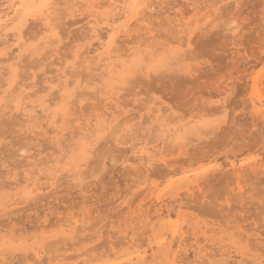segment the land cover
I'll return each mask as SVG.
<instances>
[{
    "label": "rangeland",
    "instance_id": "1",
    "mask_svg": "<svg viewBox=\"0 0 264 264\" xmlns=\"http://www.w3.org/2000/svg\"><path fill=\"white\" fill-rule=\"evenodd\" d=\"M143 2L152 3L143 21L139 15L136 21L127 12L116 23L118 26L133 23L131 33L120 36L124 38H120L117 47L119 52H129V46L141 43L142 48L149 41V49L165 51L164 55L169 57L165 66L155 68L159 72L153 69L146 74L136 72L127 79L131 83L123 84L117 73L105 75L101 63L97 64L93 56L95 53H91L96 46L89 37L92 21L86 15L87 9L82 11L80 6L74 8L75 11L69 8L70 12L62 5L67 15L58 8L60 13H56V18L63 14L57 18L58 21L61 18V23L55 21L56 32L58 30L63 38L60 35L62 41L57 42L60 52L54 56L56 59L47 58L48 48H39L33 50L27 63L25 60L21 63L25 65L21 67L24 73L19 70L17 80L27 76L25 81L29 87L32 81L38 83L28 91L37 90L40 84L52 88L48 91L52 96L45 91L30 94L29 98L35 102L56 95L57 80L50 83L45 80L54 78L59 67L64 71L68 69L65 71L67 80L85 79L82 85L89 82L90 87H80L79 91H86H78L71 97L74 103L69 104L72 107L65 115L67 123L61 134H56L50 124L47 126L46 118L40 114L37 120L27 123L18 113L0 111V236L6 239L12 235L14 241L0 264H34L27 247L44 239L42 262L38 264H56L57 254L62 258L57 264H117L119 261L128 264L125 259L134 256L136 251L144 255V264H262L264 261V0H138V5ZM30 19L24 26L26 35L21 34L24 41L33 46L36 43L34 31H38L40 25L38 21L35 24L36 19ZM97 19L98 29L103 24L99 17ZM145 27L150 28V32L144 35ZM10 37L6 38V44H12V52L16 53L15 42ZM178 40L186 44L182 45V55L175 56ZM89 42L92 43L91 49L88 48L91 54L79 65V58L81 60L88 52ZM2 47L0 44V53ZM0 65L2 74L4 64ZM84 71L88 73L83 79L80 73ZM101 72L102 80H97ZM31 73H34L32 78L28 76ZM6 77L4 73L0 76V84ZM111 83L116 84V92L111 94L109 99L112 100H106L104 89ZM101 84L105 85L102 92ZM73 87L71 85L70 90ZM93 88L97 90L92 91ZM156 109L160 111L157 113ZM3 112L6 113L3 115ZM157 114L162 115L156 119ZM97 116L106 124L112 121V116H117L116 124L112 121V128L106 131L111 134L105 133V139L101 138L100 143L94 145L93 154L86 158L82 154L79 132L84 130L87 121L91 126H86L91 129ZM162 116L168 117L166 121L171 120L172 124L199 117L194 124L202 127L188 135L193 136L192 139L181 141L184 144H174L164 138V130L157 129ZM61 122L58 119L56 124L61 125ZM121 127L123 129L118 131ZM200 130H203L201 134ZM113 132L121 135L117 142L112 140ZM145 142L149 150L155 148L158 158L148 167L139 164L135 156V151ZM56 159L60 160L58 166L63 167L83 162L82 179H70L71 172L65 170L61 175L58 173L52 185L44 174L33 173L34 178L41 179L35 182L38 190L32 193L34 198L30 195L31 198L26 199L23 177L29 170L30 173L38 168L43 170L44 165H52ZM239 165L245 170L235 176L232 167ZM11 182H19V187L12 191L4 187L12 185ZM156 201L160 205H156ZM165 211H171V217L162 216ZM76 218L79 220L73 223ZM67 224L72 230L70 234L75 232L72 240L61 236V228H66ZM22 242L27 245L24 253L18 249ZM151 245L154 248L151 249Z\"/></svg>",
    "mask_w": 264,
    "mask_h": 264
},
{
    "label": "bare ground",
    "instance_id": "2",
    "mask_svg": "<svg viewBox=\"0 0 264 264\" xmlns=\"http://www.w3.org/2000/svg\"><path fill=\"white\" fill-rule=\"evenodd\" d=\"M44 3H48L50 4L51 6L49 8H46V9H40L38 6L39 5H42ZM135 3L137 5V7L133 8V7H124V5H129V4H133ZM144 3V4H143ZM141 5H145V2H143ZM66 6L65 8L68 7V11L74 10V8H78V6L83 7V9H81L82 11L85 9H87V12L88 14H86L88 17H90V21L91 22V26L89 27L90 29V34L91 36H89V34L87 36L91 37L96 44V46H94L93 44V50H91L92 52L91 53H95L93 56H95L94 58H97V64L100 62L101 63V67L104 68V70H102L104 72L105 75H109V73H117L120 78H121V82L120 84H123L125 81L127 82L129 78H131L130 76L132 74H137L138 72H142L143 74H146V73H149L150 69L152 70H157L155 68H159L161 67V65H164L166 64V61L167 60L166 58H169L167 55H164V52H155V50H152L149 49V44L148 42L146 43V45L144 47L141 48L142 44H137V45H133L132 47L129 46L130 49H128L129 52H119L120 48L117 47V44H118V41L120 40V38L124 35H128L129 32H130V26H132L130 21V24H128V22L122 24L121 26H118L116 23L118 22V20L120 19V17H122V15H124L125 13H130L131 16H133L136 21L140 18V21H143L144 19V15L147 14L149 11V9H151L152 7V3L151 4H146L147 7H139L138 5V0H0V44L3 45V51H1L0 53V63L4 64L3 65V69H2V72L4 73V75H7V77L4 79V80H1V84H0V111L2 112V110L4 109H7V113L10 114L11 112H14L15 114L18 113L19 115L21 116H24L25 117V121H27V123H31L35 120H37L38 118V114H40V116L42 115L43 117H45V121L48 122L47 126L50 124L53 129L55 130L54 132H56V134H61L63 130H65L64 128V125L67 123L66 122V118H65V115H68L69 113V109H70V106L72 105L71 103H74V102H71L72 100L74 99H71V97H75V95L73 96L71 94V90H70V86L72 85V87L76 86V83L77 81H81V85L80 87L81 88H85L82 83L83 81L85 80L84 78L86 77V72L84 71V73H80V74H85L84 76H82V78L84 80H79V78H74V79H69L67 80L66 78V74H65V71H67L65 69V71L62 69H60V67L58 69H56V71H58V73L53 77H47V79L45 80V82H51V81H55L57 80L58 84H59V89L55 90L57 91V93L54 91V88H53V91L55 92V96H53L52 98H42V100L38 101V102H35L33 99L31 100L29 97H30V94L31 96L35 95L34 93H37V92H40V91H45L46 93L50 90L51 92V86L49 85H45V86H41V84L39 85L40 87L35 90L33 89V91H28V88H33L32 86L34 85H38V83H34L33 84V81L30 82V84L32 86H28L26 84V77L24 76L23 79H19L17 80L19 76V70H20V73L24 71H21L23 70L21 67L25 65L22 64L21 66V63L24 61V62H28L26 61V59H29L32 54L34 53L33 50L34 49H39V48H48L47 51H45L48 55L47 58H51L53 57L54 59H56V55L58 52L59 49H57V47L59 48V44L57 46V42H59L63 36L62 34L61 37L59 35V32L57 34L56 32V27H57V23H55V21L59 19L60 15L63 14L61 13L60 15H58V19L56 18V13L59 14L60 11H58V8H61V6ZM154 7V5H153ZM65 8H61L62 10H64ZM70 8V9H69ZM76 8V9H77ZM198 8V7H197ZM79 9V8H78ZM61 10V12H62ZM107 10V11H106ZM193 10V9H192ZM43 11L44 13V19L45 20H48L49 23H50V27H45V24H44V21L43 20H39V19H36L35 21V24L36 22L38 21L39 23V28H38V31H34L36 32V34L33 35V39H36V43H34L33 46H31V44H27L28 41H24V35L25 34V25H26V22L28 21L29 23V18H33V15H31V13H35L36 16L39 15V13ZM65 11V12H64ZM63 12L65 13V15H67V11L64 10ZM78 11V10H77ZM145 11V12H144ZM147 11V12H146ZM72 12V11H70ZM79 12V11H78ZM81 12V11H80ZM76 13V12H75ZM74 13V15H75ZM77 14V13H76ZM79 14V13H78ZM149 14V13H148ZM70 15V14H69ZM139 15V18H136L137 16ZM71 16V15H70ZM147 16V15H146ZM154 16V15H153ZM63 17V16H61ZM69 17V16H68ZM99 17V20L102 22V26L101 27H98L97 29V21H98V18ZM127 17V16H125ZM201 17V16H200ZM64 18V17H63ZM204 18V17H203ZM30 19V20H31ZM82 19V18H81ZM149 19V18H148ZM182 19V18H181ZM89 20V19H88ZM133 20V19H132ZM151 20V19H150ZM196 20V19H195ZM32 21V20H31ZM135 21V20H133ZM139 21V22H140ZM197 21V20H196ZM61 23V18H60V21H58ZM70 22V21H69ZM95 23L96 25L94 26V24L92 23ZM120 22V20H119ZM138 22V23H139ZM75 23V22H73ZM135 23V22H134ZM137 23V24H138ZM31 24V23H30ZM29 24V25H30ZM87 24V23H86ZM136 24V23H135ZM37 25V24H36ZM183 25V23H182ZM60 26V25H59ZM87 26V25H86ZM140 26V25H139ZM152 26V25H151ZM180 26V25H179ZM24 27V30L22 31ZM28 27V26H27ZM36 27V26H35ZM30 28V27H28ZM80 28V27H79ZM88 28V27H87ZM136 28V27H135ZM60 29V28H59ZM132 29V28H131ZM145 32H144V35L145 33H149L150 32V28L148 27H145ZM29 30V29H28ZM62 30V29H61ZM103 30V32H102ZM83 31V30H82ZM180 31V30H179ZM182 31V30H181ZM62 32V31H61ZM143 32V31H142ZM21 33H24V34H21ZM27 33V32H26ZM131 33V32H130ZM178 33V32H177ZM180 33V32H179ZM64 34V33H63ZM8 35H10L11 37H13L12 41L15 42V50H16V53L11 49V46L12 44H6V38H8ZM26 35V34H25ZM59 35V37H58ZM131 35V34H130ZM29 36H32V32H31V35L29 34ZM121 36V37H120ZM10 37V38H11ZM76 37V36H75ZM84 37V36H83ZM111 37V40L109 39ZM135 37V36H134ZM142 37V36H141ZM181 37V36H180ZM91 38H88V39H91ZM124 38V37H123ZM121 38V39H123ZM149 38V37H148ZM152 38V37H151ZM29 39V38H27ZM85 39V38H84ZM126 39V38H125ZM134 39V38H133ZM138 39V38H137ZM41 40V41H40ZM83 40V39H82ZM130 40V39H129ZM135 40V39H134ZM142 40V39H141ZM145 40V39H144ZM5 41V42H4ZM11 41V40H10ZM62 41V40H61ZM123 41H126V40H123ZM132 41V40H130ZM139 41V40H138ZM176 41V40H175ZM27 42V43H26ZM92 42V41H91ZM121 42V41H120ZM134 42V41H133ZM132 42V43H133ZM145 42V41H144ZM5 43V44H4ZM9 43V42H8ZM61 43V42H60ZM85 43V42H84ZM88 43V42H87ZM130 43V44H132ZM136 43V42H135ZM174 43V42H172ZM177 43V42H176ZM183 40H178V43L176 45V47L174 48L176 53L174 51H172L173 53H175V56L176 55H182V52L184 49H182V52L181 51V48H182V45H185L183 44ZM62 44V43H61ZM60 44V45H61ZM92 43L89 42V44H87L89 47H86L87 51L88 52H84V48H83V53L86 54H83L82 56V59L80 60L79 58V65H81L82 63L86 62L88 60V55L91 54L90 51L88 50L91 49L90 48V45ZM83 45V44H82ZM85 45V44H84ZM129 45V43H128ZM75 46V45H74ZM86 46V45H85ZM187 46V45H186ZM62 47V46H61ZM84 47V46H83ZM153 47V46H152ZM132 48V49H131ZM154 49V48H153ZM165 50V49H164ZM29 51V52H28ZM78 51V49L76 50ZM82 51H79V52H82ZM86 51V50H85ZM159 52V53H158ZM76 53V52H74ZM43 54V53H42ZM41 54V55H42ZM25 55V56H24ZM55 56V57H54ZM72 55L70 56H67V57H71ZM46 57V56H45ZM77 56V53L74 55V59H76ZM91 57V56H89ZM172 57V56H171ZM170 57V58H171ZM46 58V59H47ZM176 58V57H174ZM173 58V59H174ZM44 59V60H46ZM63 59V58H62ZM65 59V58H64ZM177 59H179L177 57ZM33 59H31L32 61ZM43 60V59H42ZM43 60V61H44ZM182 60V59H180ZM40 61V59H39ZM62 61V60H61ZM64 61V60H63ZM75 61V60H74ZM170 61V60H169ZM173 61V60H171ZM170 61V62H171ZM36 62V61H35ZM33 62V63H35ZM49 62V61H48ZM53 62V61H52ZM169 64H172L170 63ZM32 63V62H30ZM51 63V62H49ZM56 63V61L54 62ZM60 63V62H59ZM62 63V62H61ZM60 63V64H61ZM168 63V61H167ZM176 63V62H175ZM36 64V63H35ZM42 64H44V62H42ZM96 64V65H97ZM174 64V63H173ZM28 65V64H27ZM63 65V64H62ZM74 65H75V62H74ZM95 65V64H94ZM93 65V66H94ZM1 66V65H0ZM77 66V65H76ZM98 68L100 65H97ZM165 66V65H164ZM2 67V66H1ZM0 67V68H1ZM29 67V66H28ZM31 67V66H30ZM33 67V65H32ZM75 67V66H73ZM79 66H77L78 68ZM80 67H84L83 65L80 66ZM67 68V67H66ZM80 68V71L81 69ZM91 68V67H90ZM93 68V67H92ZM95 68V67H94ZM29 69V68H28ZM76 69V68H75ZM86 70H88V68H85ZM96 69V68H95ZM52 70V69H51ZM54 70V69H53ZM84 70V69H83ZM162 70V69H161ZM55 71V70H54ZM90 71V70H89ZM96 71V70H95ZM158 72L160 71L159 69L157 70ZM91 72H94V70H92ZM103 72H101L99 74V76H97V80H102V76H103ZM137 72V73H136ZM2 73V74H3ZM22 73V74H23ZM69 73V71H68ZM79 73V72H78ZM95 73V72H94ZM99 73V71H98ZM156 73V72H155ZM242 73V72H241ZM1 74V73H0ZM1 74V75H2ZM30 74V72H29ZM29 77H33L34 73H31V75H29ZM72 74V73H71ZM139 74V73H138ZM151 74V73H150ZM149 74V75H150ZM0 75V76H1ZM21 75V74H20ZM25 75H26V72H25ZM38 76V75H37ZM135 76V75H134ZM140 76V75H139ZM138 76V77H139ZM151 76V75H150ZM44 77V75L42 76ZM133 77V75H132ZM136 77V76H135ZM237 77V76H236ZM28 78V77H27ZM31 78L29 80H31ZM88 78V77H87ZM95 78V76H94ZM113 78V76H112ZM36 79V78H35ZM43 79V78H42ZM27 80V79H26ZM33 80V79H32ZM87 80V79H86ZM89 80V79H88ZM87 80V81H88ZM96 80V79H95ZM94 80V81H95ZM96 80V81H97ZM109 81V79H107ZM130 80V79H129ZM4 81V82H3ZM37 81V80H36ZM49 82V83H50ZM130 82V81H129ZM127 82V83H129ZM133 82V81H132ZM253 82H256V79L253 80ZM29 83V82H27ZM89 83V82H88ZM87 83V85H88ZM131 83V82H130ZM262 83V82H261ZM29 84V85H30ZM65 84H67V87H65ZM126 84V83H125ZM124 84V85H125ZM255 84V83H253ZM116 84H107L105 88L107 89H104V93L107 95L104 99H109L111 98V94H113L114 92H116ZM263 85H264V82H263ZM90 87V86H88ZM97 87V86H96ZM115 87V88H114ZM233 87V86H232ZM231 87V88H232ZM56 88H57V84H56ZM69 88V89H68ZM80 88V89H81ZM122 88V87H121ZM72 89V88H71ZM82 89V90H83ZM91 89V88H90ZM97 89V88H96ZM119 89V88H118ZM79 91V93H81V91ZM115 90V91H114ZM229 90V89H228ZM232 90V89H231ZM28 91V92H27ZM52 91V92H53ZM84 91V90H83ZM82 91V93H83ZM86 91V90H85ZM84 91V92H85ZM90 91V90H89ZM101 91V90H100ZM233 91V90H232ZM231 91V93H232ZM92 92V91H91ZM102 92V91H101ZM100 92V93H101ZM49 93V92H48ZM78 93V91H77ZM96 93V92H95ZM227 93V92H226ZM230 93V94H231ZM33 94V95H32ZM51 95V93H49ZM54 95V94H53ZM80 95V94H79ZM52 96V95H51ZM81 97V96H79ZM113 97V95H112ZM114 98V97H113ZM264 98V97H263ZM109 100H112V99H109ZM258 100L261 102L263 101L262 97H258ZM77 101V100H76ZM264 103V102H263ZM262 103V104H263ZM69 104H71L69 106ZM263 108H264V105H262ZM72 107V106H71ZM158 108V107H157ZM149 109V108H148ZM153 109V108H152ZM162 109V108H160ZM160 109H156L155 112H159ZM208 110V108H206ZM214 109V108H213ZM72 111V110H71ZM214 111V110H213ZM5 112V113H6ZM152 112V111H151ZM164 112V111H163ZM3 112V115L5 114ZM115 112H113L112 114H114ZM207 113V112H206ZM205 113V114H206ZM211 113V112H210ZM1 114V113H0ZM72 114V113H71ZM116 114V113H115ZM164 114V113H163ZM208 114V113H207ZM206 114V115H207ZM162 114H157L156 115V119L160 118ZM204 115V113L202 114ZM1 116V115H0ZM18 116V115H17ZM58 116V117H57ZM164 116V115H163ZM162 116V117H163ZM262 116H264V113L262 114ZM40 118V117H39ZM101 117L100 116H97V118L95 119V124L94 126L91 127V129L86 126L87 124L90 125V122L87 121L86 125L84 126V130H81L79 132V135L81 137V149H82V154L83 156H85L87 158V156H89L90 153H92V151L94 150V145H97L99 144L100 142H97V138H102V139H105L103 137L105 133H107V129H110L112 128V121L116 120L117 116H112V121H110V123H105L104 122V119H100ZM104 118V117H103ZM107 118V117H106ZM109 118V117H108ZM168 118V117H166ZM166 118H162L159 122H158V125H157V129H161V130H164L165 131V139L166 137L168 139H170L169 141L174 143V144H179L181 141H184V140H187L191 137H188V135H192L194 130L202 127V125H195L194 123H196L197 120H199L198 118H192V119H188L186 121H183L181 123H171V120L170 121H166ZM42 119V118H41ZM60 119L62 122H61V125H58L56 124L57 120ZM66 119V120H65ZM94 119V118H93ZM128 120H130L129 118H127ZM40 120V119H39ZM75 120V119H74ZM127 120V121H128ZM131 121V120H130ZM129 121V122H130ZM181 121V119H180ZM261 121V120H260ZM69 122V121H68ZM93 122V120H92ZM121 122V120L119 121ZM118 122V124H119ZM128 122V123H129ZM65 123V124H64ZM114 123L116 124V122L114 121ZM127 123V122H126ZM259 123V122H258ZM261 123V122H260ZM263 123V122H262ZM92 124V125H93ZM142 124V123H141ZM205 124V123H204ZM132 125V124H131ZM130 125V126H131ZM206 125V124H205ZM27 126V124H26ZM39 126V125H38ZM50 126V127H51ZM68 126V125H67ZM91 126V125H90ZM118 126H121V125H118ZM126 126V125H125ZM129 126V127H130ZM139 126V125H137ZM140 127V126H139ZM138 127V128H139ZM257 127V126H256ZM264 127V126H263ZM35 128V127H34ZM39 128V127H38ZM132 128V127H131ZM141 128V127H140ZM90 129V130H89ZM123 128L121 127L118 131L122 130ZM155 129V128H154ZM156 129V130H157ZM259 129V128H258ZM260 130V129H259ZM263 130V129H262ZM78 131V130H77ZM201 131L203 132V130H200V134H201ZM206 130H204V133H205ZM208 131V130H207ZM210 131V130H209ZM53 132V130H52ZM76 133V132H75ZM108 133H110L108 131ZM107 133V135H108ZM115 135V138H112L113 139H116L115 141L117 142L119 137V135H117L118 132H113ZM218 133V132H217ZM55 134V136H56ZM77 134V133H76ZM111 134V133H110ZM109 134V135H110ZM150 134V133H149ZM205 134H208V133H205ZM72 135V134H71ZM78 135V134H77ZM112 135V136H113ZM117 135V136H116ZM135 135V134H134ZM215 135H218V134H215ZM263 135V133H262ZM59 136V135H57ZM56 136V137H57ZM111 136V137H112ZM124 136V135H123ZM145 136V135H144ZM143 136V137H144ZM203 136V135H202ZM77 137V136H76ZM109 137V136H107ZM143 137L141 139H143ZM149 137V136H148ZM260 137V135H259ZM258 137V138H259ZM261 138V137H260ZM54 139V138H53ZM56 139V138H55ZM152 139V138H151ZM192 139V138H191ZM70 140V139H69ZM101 140V139H100ZM139 140V139H138ZM190 140V139H189ZM255 140V139H254ZM259 140V139H258ZM257 140V141H258ZM263 140V139H262ZM193 141V140H192ZM58 142V141H57ZM124 141H122L123 143ZM141 142V141H140ZM186 142V141H184ZM142 143V142H141ZM147 142H145L142 146H140L136 151V157L139 158V164H142V165H145V166H151L153 165V163L155 161H157L156 159V156H155V148L153 147L152 150H149L147 147H145L147 144ZM182 143V142H181ZM262 143V142H260ZM159 144V143H158ZM184 144V143H182ZM168 145V144H167ZM166 145V146H167ZM244 145V144H243ZM249 144H247L248 146ZM154 146V145H153ZM170 146V145H169ZM181 146V145H180ZM249 147V146H248ZM164 148V147H163ZM170 148V147H169ZM173 148V147H172ZM177 148V147H176ZM63 149V148H62ZM163 150V149H162ZM159 151V148L158 150ZM166 151V150H165ZM164 151V152H165ZM181 151H183L181 149ZM57 152V151H56ZM68 152V150H67ZM157 153V152H156ZM159 153V152H158ZM163 153V152H162ZM54 154V153H53ZM93 154V153H92ZM30 155V154H29ZM34 155H37V154H34ZM39 155V154H38ZM81 155V154H80ZM158 155V154H156ZM33 156V155H32ZM28 157V156H27ZM30 157V156H29ZM38 157V156H37ZM50 157V156H49ZM61 157V156H60ZM33 158V157H32ZM48 158V157H47ZM133 158V157H132ZM259 159V158H258ZM34 160V159H33ZM37 160V159H36ZM85 160V159H83ZM87 160V159H86ZM133 160V159H132ZM260 160V159H259ZM264 160V159H262ZM32 161V160H31ZM60 160H57L52 164V165H44L45 162H43V170H41V168H38L37 170H35L34 172L30 173V170H29V173H26V175L23 177L24 179L22 181H24L21 186H23V193H24V197L27 199L30 197H33L32 193H34V191L38 190V184L36 185L35 182H38V179H41V178H34L36 177L35 174L38 173L39 175L40 174H44V177L46 179L49 180L50 184L53 185V181L55 183V180L58 176V173L60 174V172L62 173L63 171L67 170V171H70V179H73L74 181L78 180L80 181L82 179V174H83V162L80 161V163H77V164H69L68 167L66 166H58V162ZM143 161V162H142ZM254 161V160H253ZM257 161V160H256ZM30 162V161H29ZM38 162V161H37ZM31 163H35V162H31ZM48 163V162H46ZM255 163V162H254ZM29 164V163H28ZM42 164V163H40ZM39 164V166H40ZM85 164H86V161H85ZM163 165V164H161ZM165 165V163H164ZM256 165V164H255ZM258 165V163H257ZM261 165V163H260ZM259 165V166H260ZM26 166H29V165H26ZM83 166V167H82ZM141 166V165H140ZM38 167V165H37ZM258 167V166H257ZM139 169V168H138ZM231 170V169H230ZM242 170V167L239 165L238 167H232V172H233V175L235 176H239L238 173H240L239 171ZM245 170V169H244ZM242 170V171H244ZM26 171V170H25ZM229 172V171H228ZM231 172V173H232ZM35 173V174H33ZM65 173V172H64ZM67 173V172H66ZM65 173V174H66ZM224 173V172H222ZM245 173V172H244ZM263 173V172H262ZM187 174V173H186ZM241 174V173H240ZM37 175V174H36ZM38 175V177H40ZM61 175V174H60ZM59 175V176H60ZM210 175V174H209ZM246 175V173H245ZM23 176V175H22ZM211 176V175H210ZM209 176V177H210ZM220 176V174H219ZM228 176H230V173L228 174ZM249 176V175H248ZM43 177V178H44ZM67 177V176H66ZM187 177V176H186ZM227 177V176H226ZM241 177V176H240ZM247 177V176H246ZM22 178V177H21ZM62 178V176L60 177V179ZM229 178V177H228ZM232 178V177H231ZM237 178V177H236ZM242 178V177H241ZM236 180V179H235ZM15 181V180H14ZM20 181V180H19ZM233 181V178L231 180V182ZM234 182V181H233ZM238 182V181H237ZM244 182V181H243ZM12 185H8L7 187L4 186L5 188H7L8 190H13L15 187H19L17 185H19V182H14L15 185H13L14 183L11 182ZM243 184V183H242ZM34 185V186H32ZM2 186V185H1ZM235 186V185H234ZM242 186V185H241ZM3 188V187H2ZM22 188V187H21ZM235 188V187H234ZM1 189V188H0ZM143 190V189H142ZM244 190V189H243ZM9 191V192H11ZM159 191V189H158ZM40 193V192H39ZM181 193V192H180ZM9 194V193H8ZM11 194V193H10ZM36 194V192H35ZM12 195H15V193H13ZM181 195V194H180ZM201 195V194H200ZM199 196V195H197ZM11 197V196H9ZM30 197V198H31ZM34 198V197H33ZM136 198V197H135ZM155 199L157 200V197H155ZM130 200V199H129ZM9 202V201H7ZM15 202V201H14ZM26 202V201H25ZM24 202V203H25ZM128 203V202H127ZM11 204V203H10ZM156 205H160V204H157V201H156ZM159 208V206H158ZM160 209V210H159ZM158 210L161 211V208H159ZM5 211V209H4ZM8 211V210H7ZM172 212L171 211H165L164 213H162L163 215L162 216H168V217H171V214ZM132 216V215H131ZM130 216V217H131ZM132 218V217H131ZM79 220V219H78ZM77 218L75 220H73V223H77ZM141 222V221H139ZM76 225V224H74ZM70 224H67L65 227L66 228H61V236L63 239H67V240H72L73 239V234L75 235V232L73 234H70L71 233V228L69 227ZM135 226V225H134ZM64 227V226H63ZM143 227V226H142ZM75 229V228H74ZM175 232V231H174ZM124 233V232H123ZM22 234V233H21ZM174 234V233H172ZM15 235V234H14ZM124 235V234H123ZM59 237V236H58ZM57 237V239H59ZM95 237V236H94ZM156 237V236H155ZM100 238V237H99ZM12 239V235L11 237L9 238H6V239H3V237L0 236V259L2 258V256L4 257L5 256V252L6 250L9 249V252L11 251L10 249L13 247V242L11 240ZM14 239V238H13ZM61 239V238H60ZM62 239V240H63ZM96 239V238H95ZM164 239V238H163ZM18 240V239H16ZM15 240V241H16ZM45 240V239H44ZM43 240V241H44ZM61 240V241H62ZM42 240H39L37 242H34L33 245L27 247L29 248L31 251L30 253L31 256H33V259H34V264L35 262L38 264L39 262H42L41 261V252H42ZM159 241V240H158ZM155 243V246L158 245L157 242ZM25 242V241H24ZM160 242V241H159ZM162 242V240H161ZM21 243V242H20ZM45 243V242H44ZM43 243V244H44ZM66 243V241H65ZM56 244L55 243V247H56ZM181 244V243H180ZM214 244V242H213ZM53 245V244H52ZM72 245V244H71ZM27 245L23 244L22 242V245H20V247H18L19 250H21L23 253L26 252V247ZM51 247V246H49ZM59 247V246H58ZM62 247V246H61ZM131 247V246H130ZM45 248V247H44ZM60 248V247H59ZM150 248H154L152 247V245L150 246ZM92 250V249H91ZM65 251V250H64ZM89 251V250H88ZM148 251V250H147ZM200 250H198L197 253H200L199 252ZM114 252V251H113ZM135 252V251H134ZM7 253V252H6ZM86 253V252H85ZM129 253V252H128ZM166 253V252H165ZM196 253V252H195ZM244 252H242V255H243ZM22 254V253H21ZM61 254V253H60ZM82 254V253H81ZM148 254V253H147ZM171 254V253H170ZM245 254V253H244ZM29 255V254H28ZM129 255H132V254H129ZM150 255V254H149ZM199 255V254H198ZM241 255V256H242ZM19 256V255H18ZM24 256V255H23ZM58 254L54 257L56 258L58 261H61L59 260V256L57 258ZM128 256V255H127ZM211 256V255H209ZM7 257H8V254H7ZM68 257V256H67ZM115 257V256H113ZM135 258V260H133V258ZM147 257V256H146ZM6 258V256H5ZM25 258V257H24ZM69 258V257H68ZM83 258V257H82ZM110 258V257H109ZM124 258V257H123ZM122 258V259H123ZM4 259V258H2ZM13 259V258H11ZM18 259V258H17ZM21 259V258H19ZM18 259V260H19ZM51 260L53 258H50ZM49 259V260H50ZM100 259V258H99ZM107 259V258H106ZM117 259V258H116ZM31 260V259H30ZM37 260V261H35ZM50 260V262H51ZM55 261V259H53ZM52 260V261H53ZM118 260V259H117ZM58 261H55V263L57 264ZM88 263H89V260H87ZM98 261V259H97ZM125 261H127L128 264H144V255L141 254V252L139 251H136V253L134 254V256H129L128 258L125 259ZM22 262V261H21ZM49 262V263H50ZM86 262V260H85ZM174 262V261H173ZM9 263V262H8ZM77 264V263H75ZM87 264V263H86ZM117 264H122V261H119ZM158 264H160V262H158Z\"/></svg>",
    "mask_w": 264,
    "mask_h": 264
},
{
    "label": "snow or ice",
    "instance_id": "3",
    "mask_svg": "<svg viewBox=\"0 0 264 264\" xmlns=\"http://www.w3.org/2000/svg\"><path fill=\"white\" fill-rule=\"evenodd\" d=\"M50 6H51L50 4L44 3L42 5H39L38 7L40 9H46V8H49ZM124 7H126V8L127 7H133V8H135V7H137V5L135 3H133V4H129V5H124ZM139 7H147V5L146 4L145 5H139ZM31 15H33V18H36V19H39V20H43L44 24H45V27H50L51 26L49 21L44 19L43 11H41L38 16H36L35 13H31ZM109 39L111 40V37ZM190 47H191V45H190ZM80 85H81V81H77L76 86L71 89V94L73 96L77 93V91H79ZM87 86H88L87 83H85L84 87L86 88ZM65 87H67V84H65ZM104 87H105L104 84L99 85V90L103 91ZM95 90H97V89L96 88L92 89V91H95ZM100 139L101 138L98 137L97 138V142H99ZM262 264H264V261H262Z\"/></svg>",
    "mask_w": 264,
    "mask_h": 264
}]
</instances>
